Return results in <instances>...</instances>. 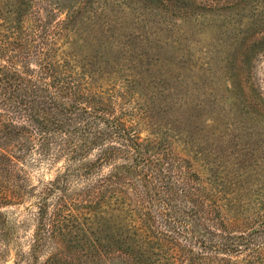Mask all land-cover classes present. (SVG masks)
<instances>
[{"label": "trees", "instance_id": "16d2710c", "mask_svg": "<svg viewBox=\"0 0 264 264\" xmlns=\"http://www.w3.org/2000/svg\"><path fill=\"white\" fill-rule=\"evenodd\" d=\"M92 2L0 0V140L6 148L13 145L0 148L1 207L19 204L14 201H22L31 188L24 166L61 162L36 195V210L27 212L35 227L26 254L16 245L20 223L1 213V260L14 249L22 264L264 263V202L249 219L230 214L231 207H243L247 192L239 170L255 164L203 147L200 153L209 154L214 175L224 172L208 189L177 147L156 137L162 129L182 137L189 149L204 146L194 135L198 128L192 111L213 105L215 96L204 91V83L198 85V94L193 89L182 98V113L169 106L171 118L164 125L152 121L162 112L145 117L152 132L148 136L154 137L141 138V105L134 93L139 78L134 67L140 64L130 59L127 41L136 33L115 35L107 27L109 12L125 3L94 0L93 7ZM57 8L67 10L64 19L55 18ZM85 8L104 18L95 47L97 63L89 67L88 61L78 64L84 57L78 61L65 49L79 32L76 13ZM244 24L264 30V17L250 15ZM258 34L264 39V31ZM83 36L88 40V34ZM223 59L218 56L214 68H207L215 85L219 72L227 74ZM205 63L191 65L199 73ZM159 98L154 95L151 103ZM247 109L250 114L264 112V105L255 102ZM66 241L77 252L74 259L59 252Z\"/></svg>", "mask_w": 264, "mask_h": 264}, {"label": "rangeland", "instance_id": "374dc122", "mask_svg": "<svg viewBox=\"0 0 264 264\" xmlns=\"http://www.w3.org/2000/svg\"><path fill=\"white\" fill-rule=\"evenodd\" d=\"M117 1L125 5H115L106 21H111L107 27H113L115 35L128 34L129 31L136 33L135 37H129L127 41L133 54H130V59L133 63L140 64L134 67L139 75L137 83L134 84V93L139 97L138 102L141 105L138 107L139 136L151 139L154 137L148 136V133L152 132H149L146 126H149V120H145V117H153L162 112L157 120L152 121L164 125L166 120L171 118L169 106L171 105L170 108L177 113H182L179 109L182 98L192 93L193 89L194 94H198V85L204 83V91L211 92L216 98L213 105L201 107L198 112L196 109L192 111V114L197 116L194 126L198 131L194 135L204 146L189 149L182 144V137L179 139L174 133L164 134L162 129L156 137L164 138L177 147L182 157L188 159L193 169L201 175L208 189V183L212 186L217 176L221 174L222 177L224 172L214 175V167L210 169L211 166L207 164L209 154L204 151L200 153L203 147L212 152L223 153V156L230 155L231 160L235 159V155H240L246 164L253 162V168L245 167L239 170L245 178L244 187L247 188V192L243 194V207L240 210L231 207L230 210V214L237 218L244 216L249 219L253 216V211L260 210L264 202V112L247 113L251 110L247 109L248 105L255 102L264 105V39L258 34L264 30L247 29L244 23L249 20L250 15L257 19L264 17V0H256L258 2L254 3L214 0L210 6L189 0ZM70 5L77 7L74 1H71ZM91 5L95 6L94 0ZM93 13L89 8L76 13V22L80 23V27L77 26L79 32L72 36L70 44L65 48L73 53L78 61L84 57L78 64L88 61L87 67L97 63L95 47L98 45L97 38L104 21L102 16H97V13L94 16ZM66 16L65 8H57L55 18L64 19ZM85 34L89 35L88 40L83 38ZM90 47L93 48L92 51ZM218 56L224 58L222 63L227 74L218 71V83L215 85L212 82L215 78L207 68L209 65L211 69L214 68ZM188 58L191 62H206L205 66L201 67L198 73ZM108 72L111 73L110 70ZM254 84L256 86H253ZM152 94L160 97L155 103H151L154 96H151ZM186 108L189 110V107ZM8 145V148L1 146L0 140V148L10 150L13 145ZM242 147L243 151L238 150ZM32 157L27 156L26 162H30ZM60 165L61 162L48 164L47 161H42L32 169L29 165L24 166L28 173L27 184L31 187L26 190L27 195L22 201H14L19 204L3 207L0 205V216L2 213L11 223H20L16 245L24 254L28 252L35 227L34 222L28 220L27 212L36 210V195L44 191ZM212 173L214 176H211ZM22 223H26L25 226ZM72 245V242H61V255L74 259L73 255L77 252L71 248ZM17 251L10 250L4 260L0 257V264H22ZM261 256L264 257V251ZM43 259L44 257H41L39 261Z\"/></svg>", "mask_w": 264, "mask_h": 264}]
</instances>
